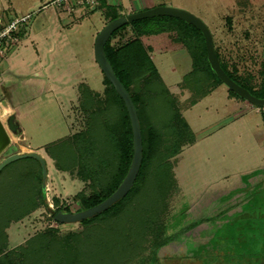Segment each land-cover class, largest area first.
<instances>
[{
  "label": "rangeland",
  "instance_id": "rangeland-1",
  "mask_svg": "<svg viewBox=\"0 0 264 264\" xmlns=\"http://www.w3.org/2000/svg\"><path fill=\"white\" fill-rule=\"evenodd\" d=\"M111 1L119 3V8L126 12L131 7L130 0ZM140 1L133 0L136 9L141 8ZM142 1L151 8L186 10L201 19L212 34L214 47L226 69L242 86L259 95L264 88V0ZM1 2L4 24L12 16L30 15L26 30L34 40L22 43L21 39L9 48L5 58L21 62L30 77L34 70L43 69L38 65V50L41 59L50 63L53 86L42 94L23 88L19 119L25 137L12 141L0 155L1 160L28 147L47 163L45 190L40 192L39 186L31 183L35 185L34 195H30L24 181L16 183L15 175H11L15 172L22 177L31 175L38 169L33 159L14 161L0 175V202L7 211L18 194L27 197V204L33 198L38 205L20 220L12 221L5 231L8 244L1 250L0 264H20L16 249L40 233L55 229L62 242L84 229L81 223H57L54 215L58 211L67 212L63 207L77 212L80 207L75 196L90 195L93 188L89 181L77 178L76 170H59L45 147L84 129V114L78 106L80 83L99 95L105 89L104 75L94 59V41L107 21L100 10L82 14L75 24L66 29L60 27L65 32L48 43L46 34L39 32L42 19L51 10H43L48 6L46 0L26 14L21 11H28L29 1ZM48 46L51 51H47ZM156 51L151 60L196 140L192 144L188 136L185 144L179 142L176 155L154 159L153 165L157 161L168 168L169 187L161 202H155L150 191H141L130 212L119 220L132 226L130 247L125 245L119 251L124 264H264V107L241 106L243 99L232 95L223 83L195 106H188L192 93L183 89L181 79L190 68L189 56L182 50ZM212 84L208 83L206 88ZM161 141L157 151L169 146L166 153L171 152L170 145L175 139L166 143L163 137ZM35 181L39 183L38 179ZM121 229L116 236L123 239L126 230L121 234Z\"/></svg>",
  "mask_w": 264,
  "mask_h": 264
},
{
  "label": "trees",
  "instance_id": "trees-1",
  "mask_svg": "<svg viewBox=\"0 0 264 264\" xmlns=\"http://www.w3.org/2000/svg\"><path fill=\"white\" fill-rule=\"evenodd\" d=\"M100 1V7L96 10L101 11L107 22L122 16L116 6L107 4L106 0ZM20 36L23 37L24 33ZM177 48L186 49L191 57V70L183 76L182 87L192 93L189 105H194L199 98L222 84L209 65L205 39L198 29L177 18L158 16L134 21L113 32L104 51L135 105L141 128L143 155L134 185L124 198L109 209L79 222L84 227L83 231L70 235L62 242L56 236L57 230L52 228L31 238L28 244L16 249L15 253L21 257L20 264H124V256L119 251L125 245L130 247L133 241L132 226L119 220L125 212H130V206L141 191H150L154 201L161 202L166 188L169 187L168 168L157 161L153 165L154 159L165 154L176 155L179 142L185 144L188 136L192 144L196 140L176 104L174 95L151 60L150 53L156 50ZM215 51L220 60L216 49ZM220 63L228 76L241 85L221 60ZM103 81L106 86L102 95L85 83L78 86V106L84 114V129L45 147L59 170H76L78 179L90 182L89 185L93 188L90 195L81 193L75 196L80 207L78 211L91 208L109 197L123 181L133 157V134L125 104L106 77ZM208 83L213 84L207 89ZM250 93L263 98L264 88L259 95L252 91ZM163 137L166 143L170 138L175 139L170 145L173 149L169 153H166L169 146L157 151ZM30 159L36 161L38 172L36 170L25 177L16 172L11 175H15L13 180L16 183L21 184L24 181L30 195H34L32 191L35 185L39 186L41 192L42 172L40 163L34 158ZM36 179L39 183H36ZM15 189L18 190V186ZM20 190L23 191L22 188ZM37 194L38 192L35 195ZM19 195L12 207L8 206L10 211L0 202V253L8 242L5 231L9 224L20 220L38 206L33 198L27 204V197ZM38 197L41 202L40 195ZM63 208L70 212L68 207ZM13 212L16 213L14 217ZM146 220L144 219V225ZM119 228H122L121 234L126 230L123 239L116 236Z\"/></svg>",
  "mask_w": 264,
  "mask_h": 264
},
{
  "label": "water",
  "instance_id": "water-1",
  "mask_svg": "<svg viewBox=\"0 0 264 264\" xmlns=\"http://www.w3.org/2000/svg\"><path fill=\"white\" fill-rule=\"evenodd\" d=\"M158 16H169L173 18L180 19L187 24L194 26L198 29L204 39L205 46L207 52V59L209 65L216 76L220 79V81L233 93H235L241 99L247 101L252 106L262 108L264 107V97L259 98L250 93L249 90L239 85L233 79H231L228 74L223 70L220 60L216 54L214 47V40L209 28L206 24L193 15L192 13L174 8V7H164L158 6L151 9H146L139 12H134L126 15H122L119 18H116L112 21H109L105 24V26L97 33L94 41V59L102 71L104 77L111 83L114 87L116 93L123 100L126 110L129 115L132 134H133V157L128 169L126 176L124 177L121 184L118 188L104 201L99 204L77 212H63L58 211L54 215V220L60 224H73L79 223L83 220L90 219L97 214L102 213L103 211L109 209L115 203L124 198L130 189L134 185V181L138 175L143 155V145H142V136H141V128L140 122L137 116V111L135 105L124 87L121 81L116 76L110 62L108 61L104 47L113 32L117 29L121 28L123 25L132 23L134 21L158 17ZM18 133V123L15 120V115L9 116L6 122H3L0 118V155L4 152V150L10 145L11 137L10 135H16ZM24 158H34L36 159L41 166L42 172V192L45 190L46 186V178L48 175L47 171V163L45 158L40 155L38 152H25V153H14L0 160V172L9 164L14 161L24 159Z\"/></svg>",
  "mask_w": 264,
  "mask_h": 264
},
{
  "label": "crops",
  "instance_id": "crops-1",
  "mask_svg": "<svg viewBox=\"0 0 264 264\" xmlns=\"http://www.w3.org/2000/svg\"><path fill=\"white\" fill-rule=\"evenodd\" d=\"M25 1H29L30 5L28 6V11H21L22 13L24 12V14H26L27 12H31V10L33 8L38 6L37 4H39V2L43 3V0H25ZM106 2H107V4L114 5L117 8L120 7L119 3H118L119 5L113 4L111 0H106ZM130 2H131V7H130V9H128V12H126L120 8L118 9V12L121 15L139 12V11H143V10H146L148 8H151V6L145 5L142 0L140 1V4H139L141 6L140 9H136L133 0H130ZM1 3L2 2L0 0V16L3 14V8H2ZM30 6H32V7L29 9ZM47 9H51V10H49V12H48V14H46L45 18L42 19V23H41V27H40L41 29L39 31L40 33L43 32V34H46V37H45L46 42L51 41V40H53V42H55L57 36L61 35V34H63V32H65L63 29H60V27L66 29L67 26L75 24V22L79 19V17H81L82 14L88 15L89 13L92 12V11H84V10H82L83 12H81L77 9L72 11V12H67L65 10L55 8L53 6L43 7V10H47ZM12 17H14V16H12ZM105 21H106V19H105ZM26 40H31V42H34L32 37H29L27 31H26V34H24V36L22 37L21 41L23 43ZM45 40H44V42H45ZM38 44H39V41H37V46H38ZM178 50L184 51L189 56V58H190V68L188 70V72H189L191 70V57L188 54V52L186 51V49H183V48L173 49L170 52L178 51ZM47 51H51L50 46H48ZM154 52L158 53L157 51H154ZM152 53H150L151 58H152ZM36 54H37V59L40 58L38 65L41 66L43 69L41 71L34 70L30 77L27 76L28 71L24 70L21 62H17V61L15 62L14 59L11 60L9 57L5 58L4 60L0 59V118L3 122H6V117L9 118V116L15 115V120L18 123V133L15 135L16 137H14L13 134L10 135L11 142L16 140V139L17 140H19V139L23 140L25 137L24 129L22 128V125H21V122L19 119V116H21V114H22L20 111V107L22 106V99H23L24 93H25L23 88L27 87V88L33 90V93L42 94V93L46 92L47 89L51 90V87H53L51 84L52 75H50V73H49V64H50L49 61L47 62L45 59L44 60L41 59V55L40 56L38 55V50H36ZM187 73H185V74H187ZM185 74L182 75V78ZM213 91L214 90H212L206 96L199 98L198 100L207 97ZM78 96H79V93H78ZM228 97H231V96L228 95ZM198 100H197V102H198ZM197 102L194 105H188V106L193 107L197 104ZM242 105L244 107H246V106L251 105V104L245 100H242L241 106ZM31 151H32V149L26 147V150L20 148L19 150L15 151L14 153H25V152H31ZM14 153H12V154H14ZM2 158H4V157H2ZM7 244H8V242H7ZM257 250H260V248L259 249L257 248Z\"/></svg>",
  "mask_w": 264,
  "mask_h": 264
},
{
  "label": "built area",
  "instance_id": "built-area-1",
  "mask_svg": "<svg viewBox=\"0 0 264 264\" xmlns=\"http://www.w3.org/2000/svg\"><path fill=\"white\" fill-rule=\"evenodd\" d=\"M46 5L53 6L58 9L72 12L76 9L84 11H94L100 7V0H47ZM44 5V6H46ZM0 16V59L5 58L10 47L16 45L22 37L20 34H26V28L31 18L30 15L15 16L3 24Z\"/></svg>",
  "mask_w": 264,
  "mask_h": 264
},
{
  "label": "flooded vegetation",
  "instance_id": "flooded-vegetation-1",
  "mask_svg": "<svg viewBox=\"0 0 264 264\" xmlns=\"http://www.w3.org/2000/svg\"><path fill=\"white\" fill-rule=\"evenodd\" d=\"M248 226H249V224H248Z\"/></svg>",
  "mask_w": 264,
  "mask_h": 264
}]
</instances>
